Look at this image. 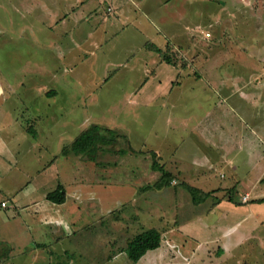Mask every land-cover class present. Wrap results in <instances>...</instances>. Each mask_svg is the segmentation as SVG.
<instances>
[{
	"label": "crops",
	"instance_id": "1",
	"mask_svg": "<svg viewBox=\"0 0 264 264\" xmlns=\"http://www.w3.org/2000/svg\"><path fill=\"white\" fill-rule=\"evenodd\" d=\"M189 2V0L187 2L184 0H0V178L6 177L8 181L7 187L3 181L0 183V201L9 202L7 207L0 205V222L8 227L17 223L26 230L30 228L28 223L32 227L49 225L63 227L66 222V220L60 221L54 214L55 209L63 203L57 204L47 200L44 196L46 194L40 189L44 180L48 190L54 189L57 185L59 177L57 172L53 173L54 164L36 173H30L32 172L30 168L28 173L26 167L19 166L21 160L27 159L28 155L25 153L34 154L37 145L36 140H28L29 136L24 131L25 124L28 121L34 123L35 119L36 126L38 120L35 114L39 108L43 113L44 106H49L53 110L57 107L54 105L56 96L45 100L42 93L46 87L44 81L39 78L43 73V66L40 71L38 65H34L35 68L37 67L34 75L29 70V62H47L33 58L32 52L44 51V57L47 55L50 59L48 62H53L54 65L68 62V67H71V62H83L82 56H86L87 61L90 62H109L111 65L108 64V67L114 65L129 67V62H133L131 66L139 69L132 77L125 80L135 82L134 78L138 72L141 74V81L137 89L127 93L128 100L135 109H139L137 107L139 105L146 109L150 108L151 111L157 107L158 102L160 109L164 108V124L166 123L169 128V135L174 133L177 139L173 145L174 153L171 151L168 155V161L176 170H169L173 178L182 177L185 181L187 178L194 179L198 185L200 184L195 187L203 192L220 194L234 191L240 183L238 194L255 198H251V201H247V198L244 201L237 200L239 204L229 201L228 197L218 198L209 206L205 205L200 209L195 206L203 204L204 201L190 203L191 213L184 214L185 217L180 220L178 228L193 227L189 222L195 221L197 214H201L200 221L203 226H197L196 235H191L193 232L189 233V230L184 231L182 228L179 237L171 236L166 239L162 237L163 243L168 241L170 249L167 251L170 257L173 254L179 256V264H204L200 261L207 257L209 262L213 263L220 259L221 261L235 259L234 256H237L239 249L242 248L244 258L248 261L241 262L235 259V264H264V109H257L258 102L262 99L259 90L264 91V77L262 73L260 74L263 65H260L262 62L255 60L252 63L246 57L240 60L234 59L230 62L234 64L233 66L225 62L224 67L232 70L231 67H237V62H242L245 66L243 67L248 69L247 73L242 75L230 73L217 78L207 73L204 62H221L225 59L226 53H207L205 58L194 51L189 61L198 63L193 64L192 67L198 69L200 74L209 80L213 78L217 80L214 83L208 82L204 86L190 84L181 90L185 79L190 78L192 81L202 83V76L199 74L188 76L184 73V69L166 63L155 51L147 48V43L165 50L175 43L184 46L188 35H197L189 28L197 24L206 26L208 22L204 21L203 17L208 16V11L202 14L201 11L205 10L204 6L200 8ZM249 2L251 3L252 0ZM187 3L188 8L197 7L195 13L198 12L200 16L199 19L194 18L196 20L191 21L190 25L186 24V21L182 22L180 10L172 15L165 9L170 7L169 4H174L173 9H176L179 4L186 6ZM108 8L111 10L109 11ZM151 12L155 14L158 25L149 16ZM252 16L259 19L257 23L263 24L264 11L263 14L260 11L258 17ZM177 23L179 26L174 27ZM163 27L169 30L166 31V28L163 30ZM184 50L190 55L187 47ZM75 51H77L76 57ZM261 56L260 50L259 57L263 60L264 57ZM13 62L17 63L14 71ZM254 65L257 67L255 68ZM120 71L115 70L113 77ZM182 71L184 74L181 73ZM103 72L105 74L103 73L101 78L104 80L111 71L104 67ZM68 80L71 82L70 79ZM164 82L167 85L164 89L159 88L160 91L157 93L158 86H162ZM176 85L180 86L181 93L170 97ZM196 87H198L197 93ZM185 90L186 94L183 93ZM66 93L70 99L69 91ZM51 101L52 105L49 104ZM70 106L68 103V112ZM252 110L256 113L251 115V121L248 122L246 118ZM32 116L33 118L30 119ZM142 119L138 113L135 120L142 122ZM252 121L255 128L252 126ZM142 126L144 128L142 132L156 130ZM161 128L155 136L163 135ZM36 129L41 130L38 125ZM191 137L195 138L191 142L195 147L189 146L181 154L182 140ZM201 146H203L202 152L199 154ZM159 151L155 150L158 155ZM241 151L242 156L246 155L243 162L250 164L249 171L256 167L253 177L247 174L249 179L244 178L243 175L238 176V166L234 164L237 161L235 156ZM231 152L235 153L234 157L228 155ZM254 153L259 154L255 159H253ZM173 154L178 158L172 157ZM258 163L260 164L257 165ZM222 170L230 171L223 172L228 178L225 183L219 182L213 185V179H221ZM49 176H54L55 179L49 180ZM201 184L208 188L201 187ZM180 193H185L182 188ZM258 199L263 201H255ZM187 205L185 204V207ZM220 206L228 210L227 218L231 220H227V223L222 220L219 223H208L203 219L206 211ZM187 211L189 208L184 212ZM201 231L205 234V238L199 240L195 236ZM7 235L10 233L7 232ZM161 247L162 243L152 250L154 251L151 252L152 254L146 252L138 262L144 260L149 261V264H156V251ZM226 253L228 255H225ZM120 256L122 258L117 264H123V260H127L124 252ZM21 258L24 256L21 255Z\"/></svg>",
	"mask_w": 264,
	"mask_h": 264
},
{
	"label": "rangeland",
	"instance_id": "2",
	"mask_svg": "<svg viewBox=\"0 0 264 264\" xmlns=\"http://www.w3.org/2000/svg\"><path fill=\"white\" fill-rule=\"evenodd\" d=\"M184 1L187 2L188 0ZM189 1L200 8L204 6L205 10L201 9V12L203 14L208 11V16L204 15L203 17V20H207L208 24L206 26L202 24L191 25L189 30L194 31L197 35H188L186 41H184V46L181 45L182 47L176 43L173 46L171 45V48L168 47L169 57L172 62H175L178 69H184V73H187L188 76H197L198 74L202 76L198 69L195 70L192 67L193 64L198 62L189 61L194 51L205 58L207 53H226L224 54L225 59L221 60V62H204L207 73L217 78L230 73L236 75L247 73L248 69L244 68L245 66L242 62H237V67H231L232 70H227L224 67L225 62L233 66L234 64L230 62H233L234 59H244V57L252 61V63H254V60L259 62L260 50L261 57H264V22L259 24L257 23L259 19H255L252 16L257 15L258 17L260 11L263 14L264 0H252L251 3L249 0ZM179 5L178 8L173 9L174 4H169L170 7L165 9L168 10L167 13L170 12L172 15L180 10L179 14L181 12L182 22L185 23L186 21V24L200 18L199 13H195L198 9L197 7L188 8V3L186 6ZM201 12L200 15L202 16ZM149 16L158 25L155 14L151 12ZM178 26L179 24L177 23L174 27ZM258 26L260 27L257 28ZM58 28L62 30L61 27ZM164 28L166 27H163V30ZM259 29H262V31ZM167 30L169 29L166 28ZM200 30L202 31L199 32ZM185 46L189 49L187 51H189L190 55L184 50ZM43 53L44 51L32 52L33 58L47 62H29V70L34 75L37 68L34 65L37 64L40 71L43 66V76L40 74L39 78L44 81L43 84L46 87L42 93L45 96L50 89H55V93L58 94L54 99V105H57V107L53 110L44 106L42 108L43 113H41L39 108L37 114H35L38 120L36 126L40 127L41 130L39 132L43 140L40 139V142L39 136L36 139L39 143H37L35 149L33 148L34 154H32V157H35L38 162H31L32 158L30 157L29 162L27 161L26 163L27 165L29 164L28 167L34 171L41 167L40 163L47 161L51 156L58 155L62 143L72 141L89 123H97L117 129L118 132L126 135L128 143L125 138L119 137L117 144L112 147L113 151L101 153L102 155L100 154L97 160H87L83 157L73 156L64 157L61 155L59 158H66L67 162L54 163L53 173H58L57 170L61 164L66 163L68 166L66 173L59 169V172L64 173L63 177L60 176L59 178L64 186L66 200L55 209L54 214L60 221L66 220L65 225L63 227H51L50 225L32 227L28 223L27 225L30 228L26 230L24 226H19L17 223L8 227V225L0 222V264H117L122 258L120 256L122 254L121 249L125 247L127 239L145 228L153 227L158 229L161 232V236L165 237V239L171 236L179 237L181 235L179 231L182 228L184 231L189 230V233L193 232L191 235H194L197 226H203L202 221H200L202 219L201 214H197L199 217L196 216L195 221L189 222L192 223L191 226L193 227L187 226L184 228L182 226L181 229L178 228L180 220L185 217L184 214L191 213L192 206L189 204L193 202L189 191L180 185V182L185 181L182 177H179V179L174 177L168 187L140 191L146 184L152 186L160 179V173L150 167L154 160L160 162L166 170L176 171L168 161V155L171 151L174 153L173 145L177 139L174 133L169 135V128L166 123L164 124L163 120L164 108L160 109L159 102L157 107L150 111V108L146 109L139 105H137L139 109H135L128 100L127 93L139 87L141 74L136 73L135 82H127L125 78L132 77L139 68L132 67L131 64L133 62H129V67L122 68L116 65L108 67V64L111 65L109 62H90L87 61L86 56H82L83 62H71V67H68V62H60L59 65H54L52 64L53 62H48L50 59H48L47 55L44 57ZM184 55L187 59H185ZM76 56L77 51H75ZM99 60L102 61L100 58ZM260 65H263L260 74L262 73L261 75L264 77V64ZM104 67L109 68V71H121L117 76L103 80L101 75L105 74L103 72ZM254 67L256 68L257 66L254 65ZM16 68L17 63L13 62L12 70L14 71ZM69 68L71 69L70 71ZM181 73L184 74L183 71ZM217 78L209 80L203 75L202 83L188 78L183 81L181 90L187 88L190 84L204 86L208 82L214 83ZM68 79L71 80V83ZM166 85L167 83L164 82L162 86H158L157 93L160 91L159 88L164 89ZM68 91L70 99L67 97L66 92ZM195 91L197 93L198 87H196ZM259 92L262 99L258 102L257 109H264V91L259 90ZM180 93V86L176 85L170 97L177 96ZM183 93L186 94L187 91L185 90ZM44 98L47 100L48 97L45 96ZM68 103L69 105L71 103L69 112L67 111L69 108ZM49 104L52 105V101ZM39 107H41V104H39ZM138 113L143 118L142 122L135 120ZM255 113V110H252L248 114L246 118L248 122L251 121V115ZM142 125L148 126L149 129L155 128L156 130L142 132L141 130L144 129ZM252 126L255 128L253 121ZM160 127H162L161 130L164 136L160 134L155 136ZM165 130H167V133H165ZM31 138L29 136L28 140L33 141ZM192 139L194 140L195 138L191 137V139L185 138L182 140L181 154L189 146H194L191 143ZM43 145H46L44 146L45 148L37 149ZM202 147H200L199 154L202 152ZM118 148L119 150L121 148L127 150L126 154L119 155ZM131 148L134 151L130 150ZM156 149L160 150L159 155L155 152ZM177 151L178 148L176 153ZM153 153H155L154 157ZM173 155L172 157L178 158L176 154ZM228 155L234 157L235 153L231 152ZM258 155V153H254L253 159ZM185 156L188 157V155ZM69 158L70 160H68ZM235 158L237 161L234 164L238 166V176L243 175L244 178L248 179L253 177L256 167L250 169L252 172L250 173L248 168L250 164L243 162V159H246V155L242 156L241 151ZM100 160H104L106 163L116 162V166L101 167L97 163ZM170 160L173 161L174 159ZM43 167L45 166L43 165ZM228 171L222 170L221 179H213V185L219 182L225 183L228 176H225L224 173H228ZM51 178L55 179L54 176H49V180ZM2 181L7 187L8 181L6 177L0 178V183ZM186 182L192 186H200L196 180L191 178H187ZM45 183L46 180L41 183L40 189L46 194L50 189H47ZM201 187L208 188V186L202 184ZM240 187L241 184L239 183L234 191H229L227 194L211 192L209 196L200 201H204V203L195 206V208L200 209L205 205L209 206L213 200L227 198L229 195L236 201H244L246 198L248 201L254 198L251 196L247 197L246 194L243 196L238 194ZM181 188L185 193H180ZM185 204L188 205L185 207ZM186 208H189V211L185 213ZM227 211L223 206L211 208L204 213L203 219L208 223H219L221 220L227 223V220H231L229 217L227 218ZM7 232L10 235H7ZM195 238L200 240V238H205V234L201 231ZM33 241L42 244L43 247H35L32 244ZM161 243V249L156 251V264H179L180 257L175 256V254L170 257L169 251H167L170 249L168 241L164 243L161 241ZM54 248H56V256H54V253L51 256L50 250H54ZM65 250L74 254L72 259L69 260L67 255H65ZM151 252L154 251H147V253L152 254ZM21 255L24 258H21ZM225 255H228V253ZM234 257L241 262H244V260L248 261L244 258L242 248L239 249V253ZM188 259L190 260V256ZM235 259L232 258L225 261L220 259L219 261L221 262L219 264H235ZM209 261V257H207L200 262L204 264H217L219 262L215 260V262L211 263ZM125 262L126 264L150 263L144 260L133 263L128 259L126 261L123 260V264Z\"/></svg>",
	"mask_w": 264,
	"mask_h": 264
},
{
	"label": "trees",
	"instance_id": "3",
	"mask_svg": "<svg viewBox=\"0 0 264 264\" xmlns=\"http://www.w3.org/2000/svg\"><path fill=\"white\" fill-rule=\"evenodd\" d=\"M109 9L110 8H108V10ZM147 48H149V50L155 51V53H157L160 56L161 60L166 61V63H170V64L175 65V62H172L171 58L169 57L168 48L165 50H161L159 47L152 45L150 43H147ZM259 61L260 62L263 61L262 63L264 64V60L259 59ZM114 72H115V70H113L109 74H107L105 76L104 80H107V79L113 77L112 74ZM142 83H144V81ZM71 90H75V89H71ZM57 94L58 93H55V89H50L49 92L45 96L46 97H53V96H56ZM70 105H71V103H70ZM70 110H71V106H70ZM22 118H24V117H22ZM31 118H33V116L30 117V119ZM33 122L35 123V119L33 120ZM34 123H30V121H28L24 126L25 127L24 131H25V133H27L29 136L32 137L31 139L36 140L39 136V141L41 142L40 139L43 140V137L41 138L40 132L36 129V126L34 125ZM119 137L125 138L126 142L128 143V140L126 139V135L123 133L121 134L120 132H118L117 129L110 128L106 125L103 126V125L97 124V123H89L87 126H85L76 135V137L72 141H69L68 143H62L58 155L51 156V158L47 159V161L40 163L41 167H38L34 171L32 170V172H30L28 170L29 164L27 165L26 163H27V161L29 162L30 157L32 158V160H30L31 162H35V163L38 162L35 160V157L34 158L32 157V152H30L31 155L28 152L25 153L26 155H28L27 159L21 160V164H19V166H21L22 168L26 167L28 173L29 172L30 173H36V172H41L42 169H44L45 167H49L52 163L53 164L54 163H61L64 161L67 162L66 158H59L61 155L64 157H72L73 156V157H83L87 160H97V157L101 153H104V152H107L110 150L113 151L112 147L114 144H117ZM37 143H39V142H37ZM44 146H46V145L41 146V148L38 147L37 149L45 148ZM130 150L134 151L132 148ZM117 151H118L119 155H125L127 150H125L123 148H121L119 150V148H118ZM25 154H24V156H25ZM152 155L154 157L155 153H153ZM68 160H70V158ZM97 163L101 167H108L109 165L116 166V162L106 163L104 160H100ZM43 165L45 167H43ZM150 167H151V169L156 170L160 173V179L158 181H156L152 186L149 184H146L145 186H143V188L140 189V191L150 190L151 188L161 189L164 187H168L171 184V181L173 179V175L170 171L166 170L160 162L154 160ZM59 169H61L64 173H66V171L68 170V166L66 165V163L61 164L57 170L58 171V173H57L58 177H60V176L63 177L64 173H62L61 171L59 172ZM180 185H181V187H183L184 189L186 188V190L189 191V193L192 196V200L194 203H199L200 201L204 200L206 198V196H209L211 193V192H203L201 189H198L197 187L188 184L186 181L180 182ZM45 198L47 200L54 202V203H57V204H61L65 201L64 186L61 183L60 178H59V181H58L57 185L55 186V188L46 193ZM228 200L235 203V204H239V202H237L230 195L228 196ZM255 201H263V199H258ZM2 202H5L4 206L1 205ZM0 205L2 207H7L9 205V202L7 200H2V201H0ZM161 240H162L161 232L156 228L148 227V228H145V229L141 230L140 232L136 233L131 238L127 239L126 245L124 248L121 249V251L126 254L128 260H130L133 263H136L141 259V257L147 251L154 250V249L158 248L161 244ZM32 244L38 248L43 247L42 244L35 242V241H33ZM53 253H54V256H56V248H54V250H50L51 256ZM64 253H65V255H67L69 260L72 259L74 256V254L69 252L68 250H65ZM109 257H108V259H109Z\"/></svg>",
	"mask_w": 264,
	"mask_h": 264
},
{
	"label": "built area",
	"instance_id": "4",
	"mask_svg": "<svg viewBox=\"0 0 264 264\" xmlns=\"http://www.w3.org/2000/svg\"><path fill=\"white\" fill-rule=\"evenodd\" d=\"M201 31H202V30H200V32H201ZM1 205L4 206V205H5V202H2Z\"/></svg>",
	"mask_w": 264,
	"mask_h": 264
}]
</instances>
